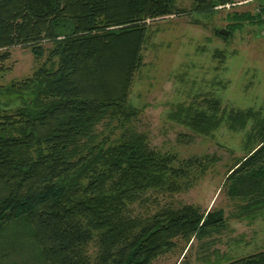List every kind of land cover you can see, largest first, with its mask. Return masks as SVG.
Instances as JSON below:
<instances>
[{"label":"trees","instance_id":"trees-1","mask_svg":"<svg viewBox=\"0 0 264 264\" xmlns=\"http://www.w3.org/2000/svg\"><path fill=\"white\" fill-rule=\"evenodd\" d=\"M196 1L199 14L235 2ZM262 5L232 13L230 35L244 22L261 24ZM175 9L174 0H0V61L18 45L43 60L29 77L0 84V95L22 101L0 108V264H155L228 227L221 207L132 212L148 191L186 190L209 167L208 156L159 150L134 125L140 110L129 97L146 64L148 21ZM221 101L207 98V110L180 105L171 118L207 136L223 122L232 130L254 122L247 153L222 185L234 217L254 220L264 212V116ZM225 264H264V249Z\"/></svg>","mask_w":264,"mask_h":264},{"label":"rangeland","instance_id":"rangeland-1","mask_svg":"<svg viewBox=\"0 0 264 264\" xmlns=\"http://www.w3.org/2000/svg\"><path fill=\"white\" fill-rule=\"evenodd\" d=\"M234 1L217 6L211 13L199 14L196 0H174L177 13L148 21L146 64L135 74L129 97L140 110L135 128L149 134L151 145L161 151L175 152L181 158L210 159H205L209 167L195 184L175 193L148 191L132 212L153 214L167 206L195 204L208 211L224 208L229 221L222 233L193 239L187 245L181 243L175 252L159 257L155 264H225L264 249V212L254 220L237 219L235 205L222 189L228 168L247 153L246 140L254 122L241 130H232L223 122L207 136L197 135L185 123L171 118L180 105L194 111L207 110L205 101L211 97L220 98L222 106L229 109L251 107L264 116V21L244 22L227 39L217 35L220 29H230L232 13H259L258 6L264 0ZM42 61H37L29 48H12L10 59L0 61L5 69L0 71V84L29 77ZM21 105L17 94L0 95V108ZM99 129L110 132L105 124ZM115 129H111L112 139L120 134V129Z\"/></svg>","mask_w":264,"mask_h":264},{"label":"water","instance_id":"water-1","mask_svg":"<svg viewBox=\"0 0 264 264\" xmlns=\"http://www.w3.org/2000/svg\"><path fill=\"white\" fill-rule=\"evenodd\" d=\"M220 34L224 35V36H227L229 33H230V30L229 29H220L219 31Z\"/></svg>","mask_w":264,"mask_h":264},{"label":"crops","instance_id":"crops-1","mask_svg":"<svg viewBox=\"0 0 264 264\" xmlns=\"http://www.w3.org/2000/svg\"><path fill=\"white\" fill-rule=\"evenodd\" d=\"M262 4H263V3H262ZM262 4H261V5H262ZM261 5H260V6H261ZM263 6H264V5H262V7H263ZM258 11H259V10H258ZM259 12H261V11H259Z\"/></svg>","mask_w":264,"mask_h":264},{"label":"built area","instance_id":"built-area-1","mask_svg":"<svg viewBox=\"0 0 264 264\" xmlns=\"http://www.w3.org/2000/svg\"><path fill=\"white\" fill-rule=\"evenodd\" d=\"M264 17V16H263Z\"/></svg>","mask_w":264,"mask_h":264}]
</instances>
